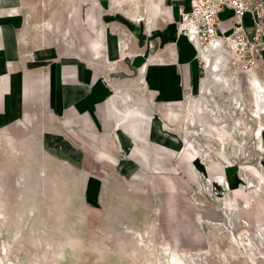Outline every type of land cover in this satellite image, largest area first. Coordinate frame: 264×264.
Masks as SVG:
<instances>
[{
  "label": "crops",
  "instance_id": "1",
  "mask_svg": "<svg viewBox=\"0 0 264 264\" xmlns=\"http://www.w3.org/2000/svg\"><path fill=\"white\" fill-rule=\"evenodd\" d=\"M179 8L189 0H0V214L5 198L26 215L43 199L141 200L176 249L264 229V48L246 70L247 53L218 60L209 45L207 64Z\"/></svg>",
  "mask_w": 264,
  "mask_h": 264
},
{
  "label": "rangeland",
  "instance_id": "2",
  "mask_svg": "<svg viewBox=\"0 0 264 264\" xmlns=\"http://www.w3.org/2000/svg\"><path fill=\"white\" fill-rule=\"evenodd\" d=\"M252 99L253 110V92ZM212 194L222 197L215 188ZM4 200L0 264H264L262 227L244 234L225 228L222 234L210 233L205 247L176 249L156 217L157 210L141 200L131 199L122 208L90 209L76 199L69 206L66 201L43 199L30 215L14 214L15 201Z\"/></svg>",
  "mask_w": 264,
  "mask_h": 264
},
{
  "label": "built area",
  "instance_id": "3",
  "mask_svg": "<svg viewBox=\"0 0 264 264\" xmlns=\"http://www.w3.org/2000/svg\"><path fill=\"white\" fill-rule=\"evenodd\" d=\"M190 9L185 11L179 8L178 30L188 39L195 37L201 46H209L217 40L223 44L231 39L233 51L245 57L244 69L249 70L257 65L258 53L264 48V0H189ZM229 10L226 19L231 23V30L225 33L218 26L219 13ZM248 13L253 21L252 34L249 35L244 26L243 18ZM185 28V29H183ZM237 49V50H235Z\"/></svg>",
  "mask_w": 264,
  "mask_h": 264
},
{
  "label": "bare ground",
  "instance_id": "4",
  "mask_svg": "<svg viewBox=\"0 0 264 264\" xmlns=\"http://www.w3.org/2000/svg\"><path fill=\"white\" fill-rule=\"evenodd\" d=\"M183 29H185V28H183ZM192 39V41L196 44V46L198 47V49H199V51L200 52H202L201 54L203 55V57L205 58V60H204V62L205 63H207V64H209L210 63V60H209V56L208 55H205V54H203L204 53V47H202L201 46V43H200V41L199 40H197L195 37H192L191 38ZM229 46H234V48H235V42L234 41H232L231 39H229L228 41H227V44H223V43H221L220 41H216V42H212V44H211V49H213V51H212V53L213 54H215V57L219 60L220 58H223L224 56L222 55V52L223 51H226V52H228L229 53V51H232V50H227V47H229ZM235 50H237V49H235ZM232 53H234V55H236V52L235 51H233ZM216 59V60H217ZM250 74V78L252 79V80H254L255 78H253L254 77V74H252V72H250L249 73ZM256 80V79H255ZM255 84V83H254ZM257 84V83H256ZM255 84V85H256ZM260 86V85H259ZM257 87V86H256ZM260 89V88H259ZM258 91V90H257ZM263 99V98H262Z\"/></svg>",
  "mask_w": 264,
  "mask_h": 264
}]
</instances>
